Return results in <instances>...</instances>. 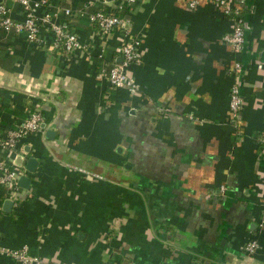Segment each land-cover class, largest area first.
Returning <instances> with one entry per match:
<instances>
[{"label":"crops","instance_id":"crops-1","mask_svg":"<svg viewBox=\"0 0 264 264\" xmlns=\"http://www.w3.org/2000/svg\"><path fill=\"white\" fill-rule=\"evenodd\" d=\"M115 1L47 0L49 11L71 10L59 19L83 45L66 63L0 31V123L35 107L44 126L21 142L23 166L29 157L36 165L18 205L1 201L0 246L24 245L43 264H264V143L255 139L264 130V0H228L245 24L238 54L222 42L230 21L212 0L137 3L123 30L139 38L132 95L105 79L123 34L103 41L77 13ZM0 4L21 19L13 0ZM249 238L253 255L243 250ZM0 264L15 263L0 254Z\"/></svg>","mask_w":264,"mask_h":264},{"label":"built area","instance_id":"built-area-1","mask_svg":"<svg viewBox=\"0 0 264 264\" xmlns=\"http://www.w3.org/2000/svg\"><path fill=\"white\" fill-rule=\"evenodd\" d=\"M19 7L21 15L20 20H13L9 14V8L0 4V31L7 33L13 31L16 34L22 33L24 40L36 45H45L46 50L55 51L63 63L78 50L83 48L77 34L67 27L59 19V16L67 17L71 14L69 8H59L55 12L48 10L47 0H13ZM142 0H117L112 6L102 7L101 5L92 12L84 11L85 8L93 6L87 2L83 10H78V15H85L88 24L94 26L103 41L107 40L112 32L122 33V37L116 49L118 59H111L110 65L106 71L105 79L112 88H125L132 95L137 91V84L127 74L128 68L132 64L140 62V53L138 50L139 38L131 37L123 31L127 25V17L118 16L111 11V8L131 9ZM224 16L229 18V30L222 36V42L229 46L233 54H238L243 46L244 20L241 9L235 5L228 4V0H212ZM196 0H188V8H193ZM103 5V4H102ZM42 32H45L46 39ZM241 71L238 61H234L232 75L234 78ZM242 105V98L235 80L232 81L228 90V121L235 124L239 116ZM43 119L39 108H30L25 110L23 119L5 125L0 128V199L9 201L14 207L18 205L23 193L17 185V180L21 176L27 175V170L23 163L16 164V159L23 158L26 155L21 148V142L31 134H41L44 130ZM264 143V130L256 134L255 139ZM219 187V191H223ZM25 195V194H24ZM259 226H263L262 223ZM259 249L256 239L249 238L243 250L248 255H253ZM0 254L10 258L15 264H43L37 258L28 254L26 246L18 248H5L0 246Z\"/></svg>","mask_w":264,"mask_h":264},{"label":"water","instance_id":"water-1","mask_svg":"<svg viewBox=\"0 0 264 264\" xmlns=\"http://www.w3.org/2000/svg\"><path fill=\"white\" fill-rule=\"evenodd\" d=\"M49 133H51V131H49V130L45 131V135L46 136H48ZM15 162H16V164H21V163H23V160H21L20 158H17ZM35 165H36L35 160H33V158L29 157L25 161L24 167L26 168L27 171L33 172ZM28 183H29V179L26 176H21L17 180V185L19 187H22V188H26ZM4 204H8L9 205L10 202L5 200Z\"/></svg>","mask_w":264,"mask_h":264},{"label":"trees","instance_id":"trees-1","mask_svg":"<svg viewBox=\"0 0 264 264\" xmlns=\"http://www.w3.org/2000/svg\"><path fill=\"white\" fill-rule=\"evenodd\" d=\"M111 11H113V13L115 15L122 16V17L126 16L128 13V9H126V8H121V9L111 8ZM1 109H3V108H0V111H1ZM4 126H5V124L0 123V128H3ZM0 204H1V199H0Z\"/></svg>","mask_w":264,"mask_h":264}]
</instances>
